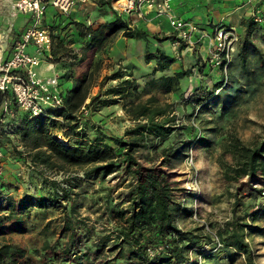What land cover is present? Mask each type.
<instances>
[{"label": "rangeland", "instance_id": "obj_1", "mask_svg": "<svg viewBox=\"0 0 264 264\" xmlns=\"http://www.w3.org/2000/svg\"><path fill=\"white\" fill-rule=\"evenodd\" d=\"M94 2H76L68 12H59L50 5L47 7L42 24L51 33L50 50L54 49L60 54L63 51L71 53L59 61H54L51 53L47 56L49 62L61 65L58 72L52 75L56 76L57 82L51 89L60 96L59 93L67 89L72 78L83 80L80 85L88 95L85 104L89 103V106L87 110L81 107L76 112L79 114L77 129L88 139L95 126L102 127L108 133L123 135L125 129L135 123L123 106L125 100L121 98L91 112L92 96L97 97L96 101L118 97L106 92L117 83L118 78L112 77L118 72L124 73L123 78L136 79L133 72L139 75L141 86L130 96L135 101L154 95L158 98L157 104H171L167 109L168 118H171L167 124L174 126L171 134L164 140L151 135L145 142L146 146L136 147L135 155L142 167L153 168L168 181L174 207L178 208L174 211L178 227L211 237V243L202 240L197 248L188 251L192 263L196 260L203 264H214L212 258H206L207 255L204 257L202 253L225 248L220 243V234L226 235V227L235 217H239L238 221L264 227V209L259 215L252 214L264 208V191L260 195V190H264V177L258 173L249 177L239 172L243 160L240 147L253 146L264 139V18L256 21L253 31L243 28L238 34L227 61H230L229 67L225 65L219 68L221 63L212 64L209 61L210 51L203 58L198 55L195 47L199 40L184 53L174 49L176 60L172 67L185 70L187 74L180 78L178 90L163 93L147 84L151 76L156 77L161 73L150 72L153 62L142 70L145 55L137 38L125 36L129 38L125 45L117 44L115 39L123 35L118 32L103 46L85 47L86 37L78 34L75 22L95 27L104 14H108L109 19L116 14L110 6ZM6 3L7 14L17 16L18 13L11 15L8 0ZM192 3L197 1L186 0L180 7L187 9L181 17L196 21L190 9L191 6L195 7ZM177 8L176 0H172L171 9ZM129 22L136 27L133 21ZM136 23L138 27L143 25L140 21ZM212 30L213 27L209 29ZM176 39L175 36L173 40ZM6 90L12 94L10 89ZM191 97H196L192 98V103L187 100ZM203 97L211 99L202 105L200 100ZM8 98V112L3 110L4 103H0V197L6 194L19 199L22 194L45 191L48 187L50 189L49 180H56L60 186L70 189L79 205V220L74 235L76 244L71 247L76 254L66 257L63 262L71 264V257L79 255L83 264H99L101 257L98 258L99 253H94L91 248L93 239L97 234L107 233L109 227L113 226L111 214L103 211L107 210L110 198L111 202L117 201L119 206L127 204L128 182L132 178L122 169L96 177L84 176L83 171L88 165L60 167L57 158H51L48 163L33 162L34 139L41 141L43 135L35 136L34 132L29 137H22L15 126L22 114L30 112L17 106L13 94ZM11 101H14L15 108L9 104ZM56 121V126L46 121L43 128L46 127L51 133L59 132V124L65 120L59 117ZM50 218L51 223L44 232V223ZM40 221L26 233L0 235V242L12 237L15 242L28 248L41 247L46 239L52 245L54 241L65 243L67 231L62 230L61 211L56 210L49 218ZM244 235L252 248L254 263L264 264V235L252 232L248 226L244 227ZM224 252H219L221 264H246L240 252L232 248L229 254ZM84 253H88V258L84 259L87 255ZM30 258L33 264H47L43 256L31 254Z\"/></svg>", "mask_w": 264, "mask_h": 264}, {"label": "trees", "instance_id": "obj_2", "mask_svg": "<svg viewBox=\"0 0 264 264\" xmlns=\"http://www.w3.org/2000/svg\"><path fill=\"white\" fill-rule=\"evenodd\" d=\"M105 2L101 1L100 4L106 5ZM260 14L264 17V12ZM75 25L78 34L86 37V48L103 46L105 41L118 32L130 38L149 35L147 30L129 25L128 19L117 13L95 27L81 22H75ZM256 25L254 15H251L245 22V29L253 31ZM182 46L183 44L180 47ZM50 53L54 61L71 54L65 51L56 53L54 49H51ZM151 58L155 61L153 74L155 71L161 74L151 76L147 84L163 93L178 90L179 80L187 71L173 70L171 73H165L176 59L160 49L145 54V59ZM225 63L226 67L230 66V61H224L219 68ZM123 76L124 73L121 72L113 75L112 78H118V81L106 91L118 97H107L98 101L95 96L90 98L91 112L101 105L117 102L118 98L125 100L123 106L135 123L125 129L123 135L108 133L102 127L95 126L88 139L77 129L79 114L76 112L81 107L87 110L89 106V103L85 104L88 95L80 85L83 80L79 77L72 78L67 89L59 93L61 103L58 106L48 104L43 106L41 113H24L15 127L23 138L34 132L35 136L43 135L41 141L34 139L33 162L48 163L51 158H57L60 167L88 165L83 171L84 176L96 177L122 169L132 178L128 182L129 189L125 200L127 204L119 206L117 201L111 202L110 198L107 210L103 211L111 214L113 226L109 227L110 231L107 233L97 234L93 239L91 248L94 253H99V264H203L202 261L196 260L192 263L187 253L190 249L197 248L202 240L211 243V237L178 227L174 215L178 208L174 207L172 188L168 181L153 168L142 167L135 155L136 147L146 146L145 142L151 135L164 140L171 134L174 126L167 124L171 120L167 115L168 106L171 104H157L158 98L154 95L135 101L130 96L138 91L139 84L136 79ZM4 96L12 97V94L8 90L0 91V103ZM192 98L196 99L191 97L187 99L188 102L192 103ZM210 99L211 97H203L200 104H206ZM13 103L14 101H11V107L15 108ZM59 117L65 120L59 124V132L51 133L46 127L43 128L46 121L56 126V119ZM240 149L243 160L239 172L249 177H254L257 173L264 177V139L253 146H241ZM76 178L79 179L74 177ZM48 182L50 189L48 187L45 191L22 194L19 199L6 194L3 198L0 197V235L9 232L26 233L34 228L37 222L49 218L54 211L59 210L63 216L62 230L67 231L65 243L54 241L52 245L50 240L46 239L43 246L28 248L20 242H15L12 237H6L0 242V264H33L31 254L45 257L47 264H68L63 260L76 254L71 247L76 244L74 235L79 220V205L70 189L60 186L56 180ZM262 191L264 190H260V195ZM262 209L264 208L252 214L259 215ZM238 219L239 217H235L229 222L225 230L226 235L220 234V243L225 248L212 250V253H202L203 256L207 255L206 258H212L214 264H221L219 252L223 250L229 254L230 248L243 254L246 264H255L252 248L245 240L244 227L248 226L252 232L262 235L264 227L247 224ZM51 220L52 218L44 223V232ZM84 254H87L84 259L88 258V253ZM80 258L79 255L71 257V264H83Z\"/></svg>", "mask_w": 264, "mask_h": 264}, {"label": "built area", "instance_id": "obj_3", "mask_svg": "<svg viewBox=\"0 0 264 264\" xmlns=\"http://www.w3.org/2000/svg\"><path fill=\"white\" fill-rule=\"evenodd\" d=\"M79 1L89 0H8L11 15L19 12L27 14L29 24L22 29L19 38L11 45L10 55L4 61L0 59V90L10 89L17 106L28 110L31 114L41 113L44 105L58 106L61 103V97L51 89V86L57 82L56 76L48 79L39 77L37 65L40 58L28 52L27 47L33 44L39 54L49 56L51 33L49 28L42 24L47 7L50 5L59 12H68ZM92 1L96 3L106 1L105 4L109 5L112 11L133 23L148 12H152L156 17H165L177 37L174 41L177 48L181 42L185 48H193L198 41V39H192L196 24L191 20L174 15L171 9L172 0ZM262 18L264 17L259 14L254 15L256 21ZM213 38L214 43L210 50L209 61L214 65L227 62L238 34L231 27L219 26L214 29ZM3 103V110L8 112V101L5 100Z\"/></svg>", "mask_w": 264, "mask_h": 264}, {"label": "crops", "instance_id": "obj_4", "mask_svg": "<svg viewBox=\"0 0 264 264\" xmlns=\"http://www.w3.org/2000/svg\"><path fill=\"white\" fill-rule=\"evenodd\" d=\"M197 3H192L190 9L193 12L194 20L196 24V31L192 35V39L199 40L195 48L198 55L202 58L209 54V51L214 43L213 31L216 27L224 26L233 28L237 34H241L243 28H245V22L251 15H261L264 12V0H196ZM186 0H176L178 6L177 9L172 10V13L176 16L181 17V14L187 9H180L181 6L185 4ZM193 2V0H192ZM6 0H0V59L4 61L10 55V47L14 41L19 38L22 29L29 24V15L24 13H18L17 16H9L7 14L8 7H5ZM7 4V3H6ZM7 6V5H6ZM108 6V5H107ZM54 9V8H53ZM54 11H57L54 9ZM109 15L104 14L101 16L99 22L108 20ZM137 21H140L143 25L141 27L137 26ZM135 25L138 28H142L148 31L149 35L145 37H134L141 42L142 52L153 53L157 49H160L167 54L173 55L174 49H178L181 53L188 51L191 48H183L179 46L177 48L174 45L173 38L176 36L175 32L172 31L168 20L165 17H156L152 12L146 13L140 19H136ZM47 27V26H46ZM213 27L212 31L209 29ZM48 28V27H47ZM117 35V34H116ZM112 37V36H111ZM110 37V38H111ZM109 38V39H110ZM130 38V37H129ZM129 38L126 39L125 36L119 35L115 39V43L124 44ZM133 38V37H132ZM108 39V40H109ZM27 51L31 54H35L40 58V63L38 65L37 71L41 78L46 79L53 73H57L61 65L54 62H49L47 60V55L39 54L36 47L33 44H29ZM191 53V51H189ZM192 55V54H191ZM197 57V56H196ZM145 58V56H144ZM153 62V63H152ZM151 65V73L153 74V66L155 65L154 59H145L143 63V69L148 68ZM147 64V65H146ZM175 64V63H174ZM173 66V64H172ZM170 67L169 71L165 73H171L174 67ZM148 70V69H147ZM146 70V73H147ZM171 70V71H170ZM130 72V71H129ZM158 72V71H157ZM141 74V73H140ZM136 76V81L141 86V81L139 75ZM4 91V90H0ZM7 98V99H6ZM7 100L9 102L8 96H4L3 102ZM11 104V103H9Z\"/></svg>", "mask_w": 264, "mask_h": 264}]
</instances>
